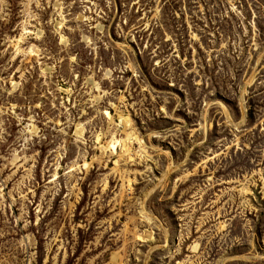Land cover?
I'll list each match as a JSON object with an SVG mask.
<instances>
[{"label": "rangeland", "instance_id": "374dc122", "mask_svg": "<svg viewBox=\"0 0 264 264\" xmlns=\"http://www.w3.org/2000/svg\"><path fill=\"white\" fill-rule=\"evenodd\" d=\"M0 264H264V0H0Z\"/></svg>", "mask_w": 264, "mask_h": 264}, {"label": "bare ground", "instance_id": "6f19581e", "mask_svg": "<svg viewBox=\"0 0 264 264\" xmlns=\"http://www.w3.org/2000/svg\"><path fill=\"white\" fill-rule=\"evenodd\" d=\"M124 136H125V138L121 140V142H122L121 147H122V150L124 152H126L128 155H130V153L132 152L130 144H131V140H133V139L131 136H129L127 134H124Z\"/></svg>", "mask_w": 264, "mask_h": 264}]
</instances>
